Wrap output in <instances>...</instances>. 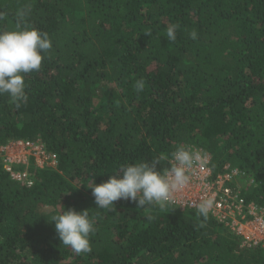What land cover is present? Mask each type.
Here are the masks:
<instances>
[{"label":"trees","instance_id":"1","mask_svg":"<svg viewBox=\"0 0 264 264\" xmlns=\"http://www.w3.org/2000/svg\"><path fill=\"white\" fill-rule=\"evenodd\" d=\"M21 10L52 47L25 74L26 101L0 96V145L39 138L58 163L29 187L0 163V264H264L210 215L124 200L109 212L91 191L126 163L163 157L162 170L188 145L215 173L244 169V196L264 207V0H0V29ZM68 209L94 222L88 253L56 234L51 217Z\"/></svg>","mask_w":264,"mask_h":264},{"label":"clouds","instance_id":"2","mask_svg":"<svg viewBox=\"0 0 264 264\" xmlns=\"http://www.w3.org/2000/svg\"><path fill=\"white\" fill-rule=\"evenodd\" d=\"M26 15L21 10L14 28L0 29V96H9L17 107L27 100L25 74L38 71L44 54L52 47L46 32L21 26ZM4 17L5 14L0 12V20ZM176 28L177 25L167 28L169 40L175 41ZM189 36L193 40L197 39L196 31L190 32ZM143 88L144 82L137 81V93ZM163 159L153 157L151 161L126 163L109 175L105 182L92 184L96 208L114 211V202L119 200L133 202L141 209L146 206L166 208L174 202L173 194L183 190L191 182L189 173L204 168L208 162L206 153L188 145L176 147L170 154L168 167L157 170ZM213 205L212 198L201 200L197 205L199 215L207 218ZM51 221L55 222V231L62 245L70 247L77 254L91 251L89 237L95 228L87 210L68 209L53 215Z\"/></svg>","mask_w":264,"mask_h":264},{"label":"built area","instance_id":"3","mask_svg":"<svg viewBox=\"0 0 264 264\" xmlns=\"http://www.w3.org/2000/svg\"><path fill=\"white\" fill-rule=\"evenodd\" d=\"M207 165L190 172L191 182L173 194V205L181 210H197L201 200L212 198L209 215L227 228L240 241V248L264 250V207L248 200L244 188L253 183L244 169L225 164L214 172L211 155ZM0 163L9 178L27 187L32 186L38 171L57 166L56 154L41 139L14 138L0 145Z\"/></svg>","mask_w":264,"mask_h":264}]
</instances>
